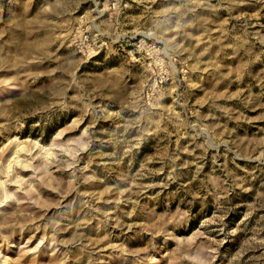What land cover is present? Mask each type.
<instances>
[{
	"label": "rangeland",
	"instance_id": "374dc122",
	"mask_svg": "<svg viewBox=\"0 0 264 264\" xmlns=\"http://www.w3.org/2000/svg\"><path fill=\"white\" fill-rule=\"evenodd\" d=\"M0 264H264V0H0Z\"/></svg>",
	"mask_w": 264,
	"mask_h": 264
}]
</instances>
